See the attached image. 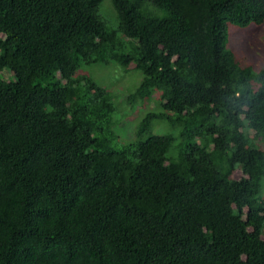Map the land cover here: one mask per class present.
I'll list each match as a JSON object with an SVG mask.
<instances>
[{"label":"trees","instance_id":"16d2710c","mask_svg":"<svg viewBox=\"0 0 264 264\" xmlns=\"http://www.w3.org/2000/svg\"><path fill=\"white\" fill-rule=\"evenodd\" d=\"M100 1L0 0V264H264V66L226 46L264 0ZM92 63L140 73L132 137Z\"/></svg>","mask_w":264,"mask_h":264},{"label":"rangeland","instance_id":"374dc122","mask_svg":"<svg viewBox=\"0 0 264 264\" xmlns=\"http://www.w3.org/2000/svg\"><path fill=\"white\" fill-rule=\"evenodd\" d=\"M97 11L109 25H113L114 11L110 0H101ZM226 46L232 50L243 64H249L255 69L264 66V22L259 25H247L237 28L227 24ZM78 71V70H77ZM80 74L90 75L99 85L110 93L115 105V119H120L119 125H114L115 132L120 137L130 138L133 135L135 120L131 119L133 112L139 110L138 105L131 106L121 100L125 94L132 90L140 79V73L133 68L123 69L119 66H111L100 63L83 65L79 70ZM142 109L139 110V113ZM173 129L167 130L171 133ZM155 130H153L154 132ZM159 133L160 130H157ZM260 136L258 137V139ZM238 175L237 170L232 176Z\"/></svg>","mask_w":264,"mask_h":264}]
</instances>
